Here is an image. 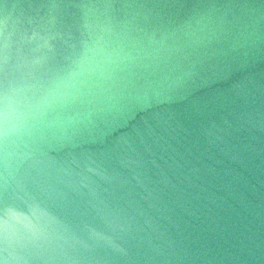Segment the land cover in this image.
I'll list each match as a JSON object with an SVG mask.
<instances>
[{
	"label": "water",
	"instance_id": "95a60500",
	"mask_svg": "<svg viewBox=\"0 0 264 264\" xmlns=\"http://www.w3.org/2000/svg\"><path fill=\"white\" fill-rule=\"evenodd\" d=\"M86 46L0 134V264H264V0H0V100Z\"/></svg>",
	"mask_w": 264,
	"mask_h": 264
},
{
	"label": "clouds",
	"instance_id": "9594fccd",
	"mask_svg": "<svg viewBox=\"0 0 264 264\" xmlns=\"http://www.w3.org/2000/svg\"><path fill=\"white\" fill-rule=\"evenodd\" d=\"M96 57V50L86 46L84 53L77 61L75 69L70 70L67 80L55 82L42 96L29 105L26 111L18 110L6 94L0 100V134L7 137L24 131L28 127L39 123L50 107L65 103L71 95L67 90L68 81L74 79L85 70L95 69L97 67ZM193 87L195 86L193 85Z\"/></svg>",
	"mask_w": 264,
	"mask_h": 264
}]
</instances>
